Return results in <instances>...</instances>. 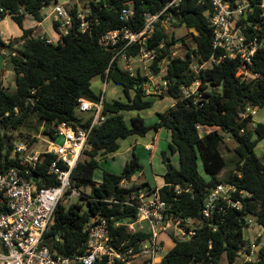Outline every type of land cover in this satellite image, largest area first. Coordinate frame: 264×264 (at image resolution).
Segmentation results:
<instances>
[{
  "label": "trees",
  "instance_id": "1",
  "mask_svg": "<svg viewBox=\"0 0 264 264\" xmlns=\"http://www.w3.org/2000/svg\"><path fill=\"white\" fill-rule=\"evenodd\" d=\"M53 1L0 0V23L10 16L23 30L21 38L24 39L18 48H14L13 41L6 43L0 34V55L4 48L13 47L10 63L14 73V88L4 86L0 80V141L9 138V132L14 137L13 131H19L15 137L36 140L34 134L39 132L42 123H45L46 133L50 122L78 121L84 126L90 125L92 118L82 116L78 105L80 98L100 100L102 93L97 94L92 88V79L98 75L104 81L112 80L121 85L127 100L104 99L105 119L102 124L94 126L89 138L91 149L86 151L87 157L79 160L72 173L73 186L87 201L88 210L83 209L82 203L69 207L62 203L58 205L54 223L46 235L51 251L67 256L82 253L88 240L87 225L99 216L108 219L114 245L127 239V248L135 246L139 249L140 243L150 236L148 228L132 232L124 225L116 227L114 222L136 217V209L121 202L132 193L152 186L148 182L122 186L123 180H132L133 175L143 169L135 153L121 174L104 170L102 180H96L94 173L99 167L97 156L117 151L120 138L134 134L145 136L151 128H165L171 133L169 148L179 154L180 167H175L167 152L163 151L166 172L165 184L160 187L161 195L171 212L176 216L192 218L200 227L191 238L174 237V243L164 252L161 263L221 264L226 255L228 264H237L242 244H251L244 237V229L249 226L245 219L252 218L264 227V160L255 153L258 140L264 137V124L258 122L251 128L253 116L242 114L249 106L264 105V48H259L254 57V71L261 73L258 78L243 79L238 74L242 65L239 58L194 70V65H202L214 53V26L210 19L213 11L208 2L202 4L199 0H183L178 12L179 20L171 22L195 30L192 32L194 45L188 48L186 56H170V47L176 40L174 37L168 39L163 24L157 26L146 44L148 49L158 50L156 60L149 65L150 72L158 74L164 64L167 65L165 77L170 81V88L161 96L172 97L176 104L158 113V120L153 125H147L139 115L133 117L131 125H128L121 112L143 110L154 104L148 98L152 95L144 89L150 77L139 72L133 74L128 67L120 64L118 58L112 61L114 52L101 46L99 38L123 26L120 10L126 2L133 1L135 15L130 26L137 31L144 26V12L160 11L167 0H91L87 16L92 19L90 30L61 34L56 43L49 42L47 36H34V27L27 28L24 24L28 14L35 23L42 22V9ZM229 1L235 5L237 0ZM247 1L254 7V12L242 17V21L252 22L248 23L246 32L249 36H257L260 41L264 40V16L260 15L258 6L262 0ZM77 12L78 7L75 6L74 16ZM79 21L75 17V22ZM257 22L259 29L254 30L253 25ZM54 26L57 28L58 22H54ZM137 52L138 46L128 50L132 56H136ZM198 79L200 89L205 90V99L195 101L193 96L185 98L182 85H191ZM208 87H221L222 91L211 92ZM131 91L135 92L133 97L130 96ZM6 112L9 114L5 115ZM198 125L211 129L201 134ZM255 132L258 138H254ZM230 139L237 144L236 159L234 167L221 178L220 174L228 165L221 145ZM53 158L50 155L41 169L34 172L40 178L41 186L57 184L48 174V164ZM200 163L205 174L200 171ZM218 182L233 183L252 193L246 198L243 210L229 209L223 215V222L205 220L201 216L207 194ZM88 184L92 186L86 191ZM115 199L119 202H113ZM212 224H217V228L214 229ZM261 242L260 236L256 243ZM241 264H264V244L258 249L255 261H242Z\"/></svg>",
  "mask_w": 264,
  "mask_h": 264
},
{
  "label": "built area",
  "instance_id": "2",
  "mask_svg": "<svg viewBox=\"0 0 264 264\" xmlns=\"http://www.w3.org/2000/svg\"><path fill=\"white\" fill-rule=\"evenodd\" d=\"M54 6L48 16L58 22L57 32L67 35L72 31L86 32L92 25L88 19L89 9L83 7L82 0H54ZM183 0H167L165 6L158 12H144V26L140 30H133L130 22L135 15L133 1H128L120 10L123 26L106 32L99 38L104 48L114 52L113 59L126 62L131 71L134 57L149 69V65L158 56L157 48L148 49L146 44L153 37L157 26L162 22L179 20L178 12ZM200 3H210L213 14L211 24L214 26L212 46L214 53L205 64H221L227 59L239 58L242 65L238 74L247 79L261 77V73L254 71V57L259 48H264V40L257 36H249L246 32L248 21H242L247 13H253L254 7L247 0H237L232 5L229 0H199ZM49 6V5H48ZM78 7L76 16L74 7ZM264 16V0L258 4ZM46 7V6H45ZM84 8V9H83ZM27 16H31L28 14ZM75 17L80 19L75 22ZM241 20V22H240ZM259 29V22L253 25ZM1 36H3L0 31ZM45 36V35H43ZM42 37V36H41ZM48 38V37H47ZM49 42H53L48 38ZM138 46L136 56L128 53L130 48ZM198 71L197 64L193 66ZM167 65L164 64L158 74V81L147 83L144 89L148 95L164 94L170 88V81L165 77ZM150 71V70H148ZM200 80L191 85H182L185 98L194 97L195 101L205 99V90L200 89ZM104 87V91H105ZM104 92L99 101L80 98L78 111L91 117V124L79 126L63 121L50 122L46 133L49 143L38 147L39 138L24 140L11 137L0 141V264H162V256L168 249L166 238H191L196 235L200 224L190 217L176 216L163 199L160 187L143 188L129 195L121 203L134 207L136 217L116 220L114 225L127 226L130 231L148 228L150 236L135 246L126 247L128 240L121 241L117 246L112 243L111 226L105 216L95 218L87 225L88 240L82 253L73 256L56 254L51 251L47 242V233L54 223L55 210L66 196H78L80 190L73 186L72 173L82 155L91 149L89 138L94 126L102 124ZM203 103L201 102L200 105ZM257 107L249 106L243 116L255 115ZM6 112L5 115H8ZM201 128V125H198ZM59 138H61L59 141ZM50 155L54 158L48 164V174L57 184H39L40 178L34 175L39 171ZM240 176V174H239ZM131 180H123L122 186L129 187ZM252 193L233 183L218 182L207 194L201 216L205 220L225 221L223 215L229 209L243 210L245 200ZM118 203V200H113ZM251 225L254 219L246 218ZM214 229L217 224H212ZM262 236L258 233L257 238ZM211 243V241H210ZM263 243L253 241L250 245L242 244L239 256L243 261H255L257 251ZM211 247V245H210Z\"/></svg>",
  "mask_w": 264,
  "mask_h": 264
},
{
  "label": "rangeland",
  "instance_id": "3",
  "mask_svg": "<svg viewBox=\"0 0 264 264\" xmlns=\"http://www.w3.org/2000/svg\"><path fill=\"white\" fill-rule=\"evenodd\" d=\"M83 1V7L86 9L88 8V3L91 0H82ZM54 6V2H52L49 6H46L42 9V14L44 16V22L41 24V28H43L45 31L48 33L53 32V18L48 17V13ZM32 17V16H30ZM34 25H36L35 22H33ZM164 25L168 39L171 40L173 37L176 40V43L173 44L170 47L171 54L170 56H182L185 57L188 48L192 47L194 45L193 41V36L192 32H195L194 29H188L185 25H176L173 22H162ZM20 26L10 17H6V19L0 24V31H2L6 36H10L9 39L10 41H13V47L18 48L20 43L19 39L20 37H14L12 35L17 34L20 32ZM12 39V40H11ZM185 40V41H184ZM187 42V44H185ZM12 50L7 51V54L4 55L6 58V63L2 65L3 63V57H0V78H2V82L4 86L9 87V88H14L13 83H14V75H13V70L11 67L10 63V54ZM169 56V55H168ZM140 57H134V61L138 62ZM166 59L164 60V63H166ZM122 66H126V62L124 60L119 61ZM210 63H207L204 65L202 68H207L210 67ZM199 68V66L197 65ZM149 70V69H147ZM103 86V81L101 78H95L92 81V88L94 91L99 93L100 88L102 89ZM106 86V85H105ZM208 90H211V92H216L220 93L222 91L221 87L218 88H213V87H208ZM106 98L108 100L110 99H119L120 97L124 98L125 94L123 93L122 88L120 86L113 84V82L108 83V87L106 90ZM173 102L172 97H168L165 99L158 98L155 104L153 105L152 108L145 109L142 111H138L135 113V116H141L147 125H153L157 121V113L163 111L164 109H167L170 107L171 103ZM257 113L254 115V120L253 123L254 125L257 124L258 122H261L264 124V105L259 106L256 108ZM131 114V113H130ZM82 116H85V118L88 116V114H83L81 113ZM126 116V121L128 125H131L129 113L125 114ZM45 128V123H42L40 126V130L37 134H34L35 137L39 138V143L38 147H44L49 143L48 136L44 132ZM23 131H27L26 128H23ZM200 131H203L200 129ZM14 136L19 135V131H13ZM155 129L151 128L145 136H130L125 139H120L119 143L121 146V149L115 153L112 156H108L107 159L99 161V167L95 170L94 173V178L98 181L102 180V174L103 171H109L111 173L115 174H121L123 172V169L128 161L131 160L133 157L132 152H129L128 149L125 150V148L130 144V143H136L135 138H138V147L135 150V155L138 158L139 163L142 165L143 169L140 171L139 175L137 173V176L140 177V179L136 180L137 182L140 181L141 179L148 178L150 180V183L154 184L155 181H159L161 177H163L165 173V167L166 164L163 161V151H166L168 154V157L170 158L171 162L175 167H180V160H179V154L176 152H172L169 148V142H170V136L168 133V130L165 128L160 130L157 136H155ZM154 136L156 137V144L155 147L153 146L150 150V148L145 149V145L147 142L151 141L153 142ZM20 138V137H18ZM254 138H258V134L255 132L254 133ZM22 139V138H20ZM61 138H59V141ZM236 142L232 139L226 140L222 145H221V150L225 156V158L228 160V165L226 168L223 170V172L220 174L219 177L223 178L228 174L230 169L234 167V160L236 159V153H235V147H236ZM255 152L258 157H260L262 160H264V137L258 140ZM87 157L86 152L82 155L81 159H85ZM98 159H102V154H99ZM165 166V167H164ZM200 171L205 174L204 167L202 163L199 165ZM146 175V176H145ZM129 185H132L131 183ZM92 184H88L87 188H85L86 191L90 190ZM81 195V194H80ZM66 196V200L62 201V204H64L66 207H69L71 204L74 203H82L83 204V209L86 211L88 210V204L87 201L81 196ZM260 233L262 234V243L264 244V227L260 226L258 223H252L248 227L244 229V237L247 241L252 243L257 239V234ZM167 240V245L168 247L172 245L173 240H170V238H166ZM240 257V256H239ZM243 261V257H240L237 261V264H241ZM221 264H228L226 255L223 256L221 260Z\"/></svg>",
  "mask_w": 264,
  "mask_h": 264
},
{
  "label": "crops",
  "instance_id": "4",
  "mask_svg": "<svg viewBox=\"0 0 264 264\" xmlns=\"http://www.w3.org/2000/svg\"><path fill=\"white\" fill-rule=\"evenodd\" d=\"M83 3V2H82ZM84 9V8H83ZM49 14V13H48ZM7 17H10V16H7ZM48 17H50V16H48ZM50 18H52V17H50ZM6 19V18H5ZM5 19H3L2 21H1V23L5 20ZM33 22H34V20H33V18L32 17H30V16H27L26 17V19H25V27H27V28H29V27H34V32H33V35L34 36H43V35H45V36H47L48 38H50V39H52L53 40V42L54 43H56V42H58V40H59V36H58V32H57V29H56V27L54 26V21H53V32L52 33H48L47 31H45L43 28H41V24L44 22V20L42 21V22H40V23H36V25H34L33 24ZM0 23V24H1ZM2 32V31H1ZM2 34H3V38H4V40H5V42L6 43H9L10 42V39H9V37L10 36H6L3 32H2ZM23 35V30L22 29H20V32L19 33H17V34H14V35H12V36H14V37H20V39H19V43L21 44L23 41H24V39H22L21 38V36ZM12 40V39H11ZM13 47H10V48H4L3 49V51H2V53H1V55H0V57L2 58L3 57V63H2V65H4V64H7L6 63V58H5V56L4 55H6L7 54V51H9V50H13L12 49ZM11 67H12V65H11ZM131 68H132V73L133 74H136L137 72H139V73H141V74H143V75H149V77H150V82L149 83H151V82H155V81H158V77L156 76V75H153L150 71H148L147 70V68H146V66L139 60L138 62L136 61H134V59H132V62H131ZM0 74H1V71H0ZM13 75H14V73H13ZM95 78H101V80L103 81V86H102V89L100 88V91H99V93H102L103 94V92H104V96H105V99L107 100V101H114V100H127V97L126 96H124V98H122V97H120L119 99H110V100H108L107 98H106V90H107V87H108V83L109 82H111L112 80H110V81H104L103 79H102V77L101 76H95L93 79H92V81L95 79ZM158 78V79H157ZM2 78H0V80H1ZM113 82V84H116L114 81H112ZM106 85V86H105ZM116 85H118V86H120V88H122V90H123V87L121 86V85H119V84H116ZM12 87H14V83H13V86ZM104 87H106L105 88V91H104ZM96 92V91H95ZM97 93V92H96ZM99 93H97V94H99ZM123 93H124V91H123ZM125 94V93H124ZM134 94H135V92L134 91H131L130 92V96L131 97H133L134 96ZM161 95H163V94H158V95H156V94H152V96H150V97H148V98H150V99H152L153 101H154V104H155V102L157 101V99L158 98H161V99H165V98H167V96H165V97H162ZM153 104V105H154ZM176 104V100L175 99H173V102L171 103V105H170V107H173L174 105ZM153 107V106H152ZM152 107H149V108H152ZM170 107H168L167 109H169ZM149 108H147V109H149ZM167 109H164L163 111H161V112H164V111H166ZM143 110H145V109H143ZM138 111H142V110H131V111H123V112H121V113H123V115H124V117H125V120H126V116H125V114L126 113H129V117H130V121H131V119L133 118V117H135V113L136 112H138ZM161 112H158V113H161ZM131 113V114H130ZM158 113H157V120H158ZM256 113H257V110H256ZM255 113V114H256ZM253 120H254V115H253ZM127 122V121H126ZM250 127L251 128H254L255 127V125H254V123L253 122H251L250 123ZM162 129H164V128H162ZM162 129H160V130H162ZM200 129H202L203 131H200L201 132V134H206L208 131H210V129L211 128H209V127H204V126H201V128ZM160 130H156L155 129V133H156V135L155 136H157V134L159 133V131ZM167 130V129H166ZM168 133H169V136H171V133H170V131L168 130ZM136 134H134V135H130V136H135ZM130 136H128V137H130ZM138 136H140V135H138ZM154 136V140H153V142H151V141H149V142H147L146 143V145H145V149H147V148H150V150H151V148L154 146L155 147V144H156V137ZM128 137H126V138H128ZM120 139H125V138H120ZM119 139V140H120ZM135 140H136V143L134 144V143H130L126 148H125V150H127L128 149V151L129 152H132V155L135 153V150L137 149V147H138V138H135ZM119 145H120V143H119ZM257 146V145H256ZM121 149V146L119 147V149L117 150V151H115V152H110V153H107V154H102V159H99V161H102V160H105V159H107L108 158V156H112V155H114L115 153H117L119 150ZM255 149H256V147H255ZM256 153V152H255ZM257 155V154H256ZM260 158V157H259ZM262 160V159H261ZM165 167V166H164ZM165 172H166V167H165ZM138 173V175H139V173H140V171L139 172H137ZM137 173L135 174V175H133V177H132V180H131V184H141L142 182H148L152 187H161V186H163L164 184H165V179H164V175H163V177H161L160 179H159V181H157L156 182V180L155 179H153L154 181H155V183L154 184H152V183H150V180L148 179V178H145V179H141L140 181H136V180H138V179H140V177L139 176H137ZM165 174V173H164ZM146 176V175H145ZM169 247H171V246H169Z\"/></svg>",
  "mask_w": 264,
  "mask_h": 264
},
{
  "label": "water",
  "instance_id": "5",
  "mask_svg": "<svg viewBox=\"0 0 264 264\" xmlns=\"http://www.w3.org/2000/svg\"><path fill=\"white\" fill-rule=\"evenodd\" d=\"M75 124L78 125V126L80 125L78 122H75ZM189 238H190V237H189Z\"/></svg>",
  "mask_w": 264,
  "mask_h": 264
}]
</instances>
